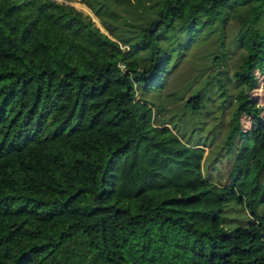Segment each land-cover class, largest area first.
<instances>
[{
  "label": "trees",
  "instance_id": "1",
  "mask_svg": "<svg viewBox=\"0 0 264 264\" xmlns=\"http://www.w3.org/2000/svg\"><path fill=\"white\" fill-rule=\"evenodd\" d=\"M0 0V264H264V0Z\"/></svg>",
  "mask_w": 264,
  "mask_h": 264
},
{
  "label": "rangeland",
  "instance_id": "2",
  "mask_svg": "<svg viewBox=\"0 0 264 264\" xmlns=\"http://www.w3.org/2000/svg\"><path fill=\"white\" fill-rule=\"evenodd\" d=\"M67 3L73 4L75 7L78 9L82 10L84 13L89 14L91 19L95 22V24L102 30V26L99 23L98 18L90 11L88 7H86L83 3H81L79 0H63ZM258 97H259V103L264 104V87L263 88H258L257 91Z\"/></svg>",
  "mask_w": 264,
  "mask_h": 264
}]
</instances>
